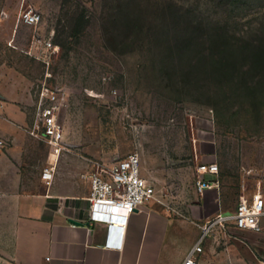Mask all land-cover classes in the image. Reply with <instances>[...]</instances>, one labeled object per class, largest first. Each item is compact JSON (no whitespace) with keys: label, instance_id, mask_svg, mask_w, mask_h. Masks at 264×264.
<instances>
[{"label":"rangeland","instance_id":"374dc122","mask_svg":"<svg viewBox=\"0 0 264 264\" xmlns=\"http://www.w3.org/2000/svg\"><path fill=\"white\" fill-rule=\"evenodd\" d=\"M30 9L37 26L24 22ZM186 30L200 36L193 46L177 40ZM15 85L24 102L1 92ZM45 88L61 99L53 173L61 157L83 170L138 152L172 207L194 195L202 162L244 170L246 193L258 181L245 169L264 184V0H0V100L28 114L23 132ZM33 137L38 159L53 153Z\"/></svg>","mask_w":264,"mask_h":264},{"label":"crops","instance_id":"0c3cea01","mask_svg":"<svg viewBox=\"0 0 264 264\" xmlns=\"http://www.w3.org/2000/svg\"><path fill=\"white\" fill-rule=\"evenodd\" d=\"M1 92L14 103L24 102L16 85ZM27 120L19 105L0 100V142L9 143L6 151L0 150V264H183L200 241L205 222L233 215L241 196L251 198L257 191L255 184L244 192V170L229 175L220 167V188L203 195L196 190L180 207L155 195L127 223L111 227L106 221L92 222L88 175L96 161L85 159L82 170L79 157H61L62 175L60 166L53 173L51 166L60 157L53 160L47 147L38 159L37 139L20 130ZM249 170L258 183L263 181L260 169H245L246 174ZM109 242L120 246H107ZM202 248L199 264H264V215L259 231L240 228L233 220L214 223Z\"/></svg>","mask_w":264,"mask_h":264},{"label":"built area","instance_id":"2783aa9c","mask_svg":"<svg viewBox=\"0 0 264 264\" xmlns=\"http://www.w3.org/2000/svg\"><path fill=\"white\" fill-rule=\"evenodd\" d=\"M42 16L30 9L24 16L25 24L37 26ZM39 105V113L35 128L31 134L43 138L50 144L53 154L60 156L63 150L61 143V125L58 121L60 97L55 92L45 88ZM43 128V133L40 129ZM3 144V142H0ZM95 170L88 175L90 181L89 220L92 222L106 221L112 227L116 222L127 223L129 217L140 210L156 195V186L142 173V158L140 153L133 152L127 157L113 163L94 162ZM221 169L218 162H202L197 166L195 188L200 195L206 190L220 188L219 178ZM252 171H248L250 174ZM49 173L47 169L45 175ZM264 215V195L261 182L257 184V191L249 198L241 196L237 210L233 215L220 214L208 220L203 225L200 241L195 245L183 264H199L197 254L203 251L202 243L209 235L214 223L233 220L240 228L261 230V216ZM107 246L119 247L120 244L109 242Z\"/></svg>","mask_w":264,"mask_h":264},{"label":"trees","instance_id":"16d2710c","mask_svg":"<svg viewBox=\"0 0 264 264\" xmlns=\"http://www.w3.org/2000/svg\"><path fill=\"white\" fill-rule=\"evenodd\" d=\"M177 37V40L180 44H185L186 46H193L192 44H194L200 36L195 30H186L182 35H177ZM257 59L259 58L257 57Z\"/></svg>","mask_w":264,"mask_h":264},{"label":"water","instance_id":"95a60500","mask_svg":"<svg viewBox=\"0 0 264 264\" xmlns=\"http://www.w3.org/2000/svg\"><path fill=\"white\" fill-rule=\"evenodd\" d=\"M71 221H72V223H74V224H78V225H81L82 223L80 222V221H78V220H76V219H71Z\"/></svg>","mask_w":264,"mask_h":264},{"label":"bare ground","instance_id":"6f19581e","mask_svg":"<svg viewBox=\"0 0 264 264\" xmlns=\"http://www.w3.org/2000/svg\"><path fill=\"white\" fill-rule=\"evenodd\" d=\"M57 158H58V156H56L55 154L52 155V159H53V160H56Z\"/></svg>","mask_w":264,"mask_h":264}]
</instances>
